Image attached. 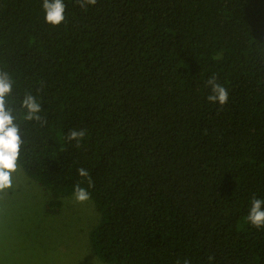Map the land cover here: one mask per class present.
<instances>
[{
  "label": "trees",
  "instance_id": "16d2710c",
  "mask_svg": "<svg viewBox=\"0 0 264 264\" xmlns=\"http://www.w3.org/2000/svg\"><path fill=\"white\" fill-rule=\"evenodd\" d=\"M0 0V72L12 80L22 172L56 213L88 169L106 264H264V0ZM228 89L209 104L206 81ZM34 95L41 121L24 119ZM86 129L77 145L69 131ZM84 187H88L84 182Z\"/></svg>",
  "mask_w": 264,
  "mask_h": 264
},
{
  "label": "rangeland",
  "instance_id": "374dc122",
  "mask_svg": "<svg viewBox=\"0 0 264 264\" xmlns=\"http://www.w3.org/2000/svg\"><path fill=\"white\" fill-rule=\"evenodd\" d=\"M48 201L18 166L12 187L0 193V264H106L89 244L99 220L92 201L64 197L56 213L47 211Z\"/></svg>",
  "mask_w": 264,
  "mask_h": 264
},
{
  "label": "clouds",
  "instance_id": "9594fccd",
  "mask_svg": "<svg viewBox=\"0 0 264 264\" xmlns=\"http://www.w3.org/2000/svg\"><path fill=\"white\" fill-rule=\"evenodd\" d=\"M97 0H75V4L85 11L95 6ZM41 11L44 13V22L50 26L61 25L65 20V0H41ZM206 85L209 94L205 97L209 104L223 106L228 103L229 92L222 84L217 82L215 76H210ZM13 89L12 80L7 72H0V193L12 187V177L17 171L23 140L20 128L13 114L17 109L8 106L7 97L11 96ZM19 110L24 112V119L29 121H41L39 115L41 104L32 94L25 95L19 102ZM86 136V129H73L66 135V141H75L78 145ZM77 175L81 180L72 187V199L76 203H85L91 199L89 188L93 181L88 169L77 168ZM86 182L88 187L82 186ZM247 222L256 229H264V200L253 197L247 214ZM179 264V262H178ZM184 264H189L186 259Z\"/></svg>",
  "mask_w": 264,
  "mask_h": 264
}]
</instances>
